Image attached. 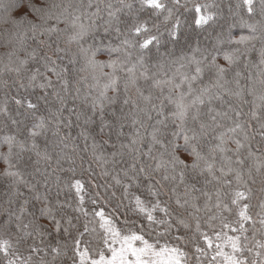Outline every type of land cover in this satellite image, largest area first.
<instances>
[{"label": "snow or ice", "instance_id": "1", "mask_svg": "<svg viewBox=\"0 0 264 264\" xmlns=\"http://www.w3.org/2000/svg\"><path fill=\"white\" fill-rule=\"evenodd\" d=\"M117 3L119 7H114L112 3L106 5V19L100 15L99 7L91 14L79 9H76L79 14L69 13L68 7L56 3V0H17L13 5H6V10L9 7L12 9L4 21L10 27L0 32V46L11 47L12 51L9 52V56L16 55L18 60V65L9 70L17 73L30 72L27 86L24 84L20 86L22 88H39L43 92L41 96L37 97L36 102H33L29 97H13V99L17 106L25 109L26 114L30 113L35 117V122L28 129V137L31 140V147L37 150L36 155L41 156L37 138L44 134L52 120H56L57 124L63 122L60 117L64 111L75 116L77 121L83 117L85 131L81 132V135L87 140V126L94 123V117L97 115L101 120V133L105 128L110 127L104 121L105 109L116 103V96L110 97L107 92L111 90L113 93H119L120 73H125L127 77L124 91L128 92L129 85L136 87V92L146 102H151L152 95L145 96L143 91L136 86L137 80L140 78L151 79L153 88L158 89L161 95L167 88L168 94L163 97L158 106L152 105L157 117H162V119H157L156 123L160 127L153 128L150 133L151 143L148 146V153L143 154L150 155L152 148L158 145L163 149L160 153L161 158L155 164L152 172L147 171L143 165L138 167L137 154H142L139 146L144 142L139 129H136L135 138L131 139L129 143H121L120 148L127 149L128 154L136 162L130 164L128 169L123 170L125 179L122 180L117 173L112 176V180L114 186L121 189L122 200L128 201L126 211L130 212L131 216H126L123 219L124 227L121 228L111 217L106 218L103 210L93 213L100 218L99 227L103 229L102 247H93L91 240H85L89 228L87 224H83V231L80 230V226L76 222L79 217L68 215L63 205L54 206L47 196L41 200L37 195L34 199L40 202L41 206L38 209L40 215L36 217L34 213H29L33 216V220L27 224L21 222L15 225V243L12 238L11 220H0V228L8 234V238H0V264H26L24 258L18 253L21 243L27 244L33 253L40 252L42 249L37 247L34 242L29 244L25 239L32 237L33 232L40 238L45 235L49 238L55 236V246L51 243L48 245L54 254V259L61 255L63 248L64 256L68 257L70 264H205V262L206 264H264V251H262L264 242L255 239L258 231L255 229L257 221L249 214L250 203H242L250 200L252 195L249 181L255 184L256 180L253 177L252 167L248 168L247 179H245V173L241 171L245 160L240 158V150L246 145L241 139L234 138L236 134H239L245 142L248 141V130L251 129V124L240 121L241 112L232 109L237 120L234 121L233 127L228 128L227 132L233 134L236 159L233 161L231 157L222 155L224 163L219 168L216 167L215 154L232 151L225 146L228 143L225 139L227 134L221 133L215 137L219 143L210 149L211 159L203 154V146L200 143L203 137L208 136L210 129L214 131L216 127H220L217 122L218 117H228V112H220L210 106L213 99H222V94L242 99L247 93L254 97L253 103L255 100L264 102V0H240L236 4L237 11L233 12L234 19L228 24L227 37H223L224 30L221 28L216 40L217 45L226 44L229 46V50L222 51L215 45L211 49L203 47L199 43H196L194 47L190 45L188 52L182 51V54L168 65L171 67V65L179 63V67L175 68L171 75L165 72L166 78L163 79H156L155 73L151 77L148 75L145 54L153 48L158 53L163 49L164 51L153 66L161 70L164 69L166 64L163 57H171L174 54L172 48L168 46L175 47L182 41H189L193 32H198L216 22L217 12L211 11L216 6L210 3H201L199 0H117ZM93 6V0H88L86 7L90 9ZM229 10L232 11L231 7ZM240 10H243L246 15L242 14ZM69 15H71L70 25L73 29L69 42L76 44L77 55L84 60L81 71L91 69L93 73L98 72L99 75H93L97 84L101 78L106 81L98 96L91 99L85 96L84 104L79 110L76 107L68 108L67 100L60 95V91L51 93L47 91L55 89L52 78L47 74L51 73L57 81L61 82V91L65 94L69 93L70 82L65 78V74L69 71L68 68L60 67L58 70L56 61L52 60L51 56L43 57L46 61L51 62V66L44 65L46 71H41L40 66L30 67V63L37 60L38 54L34 48L30 52L27 51L24 40L29 32L35 39L38 33L39 35L45 33L50 35L63 31L58 27V24L67 21ZM257 16L259 19L255 18ZM84 17H87L89 23L82 22ZM50 21L56 23L50 24ZM237 28L247 29L248 32L247 34L233 32V29ZM256 41L261 44L259 49L256 48ZM21 49L25 51L23 59H20L18 55ZM130 49L139 51L135 63H131L132 52ZM59 51L62 49L57 48V52ZM253 52L259 53L256 67L260 70L255 76L249 73L246 77L236 70L233 78L235 89H225V84L229 83L225 77L233 72L242 56H250ZM221 54L227 66L218 63ZM100 56H105L106 59H99ZM70 63H76V61L73 60ZM130 63L131 66H129ZM251 63V61L246 62L245 67L247 68ZM137 65L145 69L140 72L139 77L136 75ZM106 68L110 71L105 72ZM206 76L213 83L199 89L194 88V85L201 84ZM241 79L246 83L242 84ZM213 88L218 91L213 92ZM79 91L77 88V97L73 99L78 98ZM258 92L259 95H257ZM50 94L57 97L61 107L56 110V113L51 114L50 119H46L44 115L38 114V110L41 101L45 105L49 103L48 96ZM128 103L129 99L126 98L124 104ZM205 104L209 105L208 113H214L209 117L211 123L202 119L204 113H202L201 107ZM133 106L136 107L134 102ZM259 106L257 105V107ZM0 112L6 113L7 108L0 109ZM251 115L253 119H258L255 111ZM12 122L17 123L15 120ZM117 124L119 127L117 135H123L125 125L119 122V118H117ZM132 124H140L143 127V124L135 117L132 118ZM169 124L172 125L171 129ZM260 128L264 129V123H260ZM259 135L264 137V131L259 132ZM15 140L14 135L5 137L8 152L3 157L7 165L3 175L16 178L14 180L16 184H27L19 171L12 170L15 168L10 159L13 147H19L21 151L24 150V144H16ZM96 146L94 142L93 148ZM111 147L115 148L116 146L113 144ZM112 155L115 157L117 153L113 152ZM247 157L255 160L253 165L255 172L261 174V169L264 168V159L256 157L250 147ZM41 158L45 161L51 160V156L47 152ZM96 158L103 159L102 156ZM234 164L241 167H234ZM161 170L164 173L161 180H175L176 176L172 174L177 173L181 184L185 183L188 173H194L193 183L185 184L182 195L176 192V188H172L171 192L175 198L171 203L162 201L163 184L152 174ZM67 171L73 174L66 182L65 187L75 190L78 200L75 210L87 216L88 212L83 207L86 191L84 182L75 177L76 169L74 167H70ZM130 171L131 175H129ZM108 174L105 172V175ZM205 174L211 179H207ZM261 175L264 176V174ZM229 176H232V179H227ZM197 177H205V184L216 181L220 187H216L213 192L197 188ZM233 181L236 185L235 188L232 187ZM142 182L144 183V195L131 191L133 186L137 189L141 188ZM44 183H48L47 179ZM261 183L264 184V178L261 179ZM35 187L34 184L30 186L31 189H35ZM224 189H228V191H224ZM260 191L264 192V187ZM196 193L200 195H196ZM112 195L115 196V192ZM200 196L205 198L203 209L207 211L215 208L230 213L232 208L229 203L225 202L226 198L232 206L236 207L238 220L235 222V226L222 221V227L229 229L235 235L214 231L213 239V236L202 230L199 216L202 208L198 203ZM213 197H215L214 203H212ZM28 203L29 201L25 200L24 205L20 207V215L16 216L17 221H21L22 216L26 213ZM92 203L96 204L97 201L94 199ZM120 206L122 203L117 205V207ZM260 208L262 213L257 214L260 216L258 223L261 229H264V202H261ZM37 219L47 220L51 225V230L49 231L42 224L33 226ZM216 219L215 215L209 217L208 226L210 228L212 227L210 221ZM192 222H194V227ZM246 224H249L250 227H245ZM30 227H32V231H26ZM250 230H252L251 238L247 235ZM92 231L94 232L95 229ZM34 240L35 238H33ZM68 240L72 241L71 256H68ZM252 241L255 243L250 247L249 244ZM41 242L43 243V239ZM201 242L204 246H201ZM190 245L191 251L188 250Z\"/></svg>", "mask_w": 264, "mask_h": 264}, {"label": "trees", "instance_id": "2", "mask_svg": "<svg viewBox=\"0 0 264 264\" xmlns=\"http://www.w3.org/2000/svg\"><path fill=\"white\" fill-rule=\"evenodd\" d=\"M17 0H0V32L4 31L5 28L10 27L4 23L5 19L8 18V13L12 11L9 7L7 10L5 6L13 5ZM88 0H56V3L61 4L62 6L68 7L69 13L76 12V9L80 11H87L91 14L96 11L97 7L100 9V15L105 19L107 18V8L108 3H112L114 7H119L117 0H93V7L87 8ZM201 3H210L215 5L211 11L217 12V20L212 23L210 26H206L204 29L199 30L198 32H193L192 37L189 41H182L179 45L173 47L169 45V48L173 50V56L163 57L166 67L164 69H159L153 65L156 63L157 58L164 51L160 50L158 53L155 48L150 52L145 54V66L147 68L148 75L151 77L155 73L156 79L166 78L164 73L167 72L168 75H171L175 68L179 67V63L168 65L172 60H175L176 57H179L183 52H188L189 46H195L196 43H199L203 47L212 48L214 45L221 48L222 51L229 50L228 45H217L216 40L218 34L223 28V37L226 38L228 35V24L234 19L233 12L237 11L236 4L240 0H199ZM232 9L230 11L229 9ZM242 14L243 10H240ZM246 15V14H245ZM259 19V16L255 17ZM71 15L68 16L67 21L61 22L58 24V27L63 30L58 33L44 35H36V38H32V34L29 32L25 40V47L27 51H31L33 48L37 51V60L30 63V67L40 66L41 71H46L44 68L45 64L51 66L50 61H46L44 56H51L52 60L56 61L58 70L60 67L68 68V73L65 74L70 82V91L65 94L61 91V82L57 81L51 73H47L53 80L55 84V89H49V93L53 91H60V95L64 96L67 100V107L73 108L76 107L78 110L84 104L85 96H88L91 99L94 96H98L99 92L103 88V84L106 82L103 78L100 79L99 84L96 80L93 79V75H99L98 72L93 73L91 69L81 71V68L84 65L83 58L77 55V46L75 43L69 42V37L72 34L73 29L70 25ZM82 22L87 24L89 23L87 17L82 18ZM55 21H50V24H55ZM98 23H100L98 21ZM235 33L247 34V29H233ZM43 41L44 43H40ZM115 42V41H114ZM91 43V41H89ZM256 48L259 49L261 44L259 41L255 42ZM19 47V45H17ZM235 47V46H233ZM57 48L62 49V51L57 52ZM12 51L11 47L5 48L0 46V109L7 108V112H0V220L6 221L11 220L12 224V233H13V242L15 243V234L17 223L27 224L30 220H33V216L29 213H34L36 217H39L40 213L38 209L40 208V202L34 199L35 196L39 195L41 200L47 196L51 203L54 206L63 205L66 213L70 216L79 217V220L76 221L80 226V230L83 231V224H87L89 228V233L85 237V240H91L93 247L100 246L102 247L101 237L103 235V229L99 227L100 218L95 216L93 213L103 210L105 217H111L117 222V226L123 228L124 224L122 223L123 219L128 216L130 217V212L126 211L128 206L127 200H122L121 189L114 186V181L112 176L119 173L121 179H125L123 176V170L128 169L129 165L133 162V157L128 154L127 149H121V143L127 144L131 139L135 138L134 133L136 129H139L141 136L143 137V144L140 145V153L137 154L138 167L143 165L146 167L147 171L152 172V169L155 167L157 161L161 158L160 153L163 151L158 145L152 148L150 155L143 154L148 153V146L151 143L150 133L154 127H160L156 123L157 119H162V117H157L156 111L153 110L152 105H159L160 101L164 96L168 94L167 88L164 90L163 95H161L158 89L152 87V80H144L140 78L137 80V87L143 91L144 95H152L151 102H146L142 97L136 92V87L129 85V90L126 93L124 91L126 74L120 73L121 80L119 83V93H113L111 90L107 92L108 96H116V103L109 106L105 109L104 121L108 123L110 127L105 128L104 132H100L101 120L99 115L94 117V123H91L87 126L88 138L85 140V137L81 135V132L85 131V126L83 124V117L79 121L76 120L75 116H71L68 111H64L60 120L63 121L57 124L56 120H52L44 134L37 138V144L39 145V151L41 156L36 155V149L31 147V140L28 137V129L35 122V117L31 116L30 113L25 112L23 107L17 106L14 102L13 97L24 98L29 97L36 102L38 96L43 94L42 90L39 88H22L20 85L24 84L27 86L28 78L30 72L22 71L17 73L15 71H10V68H15L18 65L17 56H9V52ZM132 52L131 63H135L139 51L137 49H130ZM19 58L23 59L25 57V51L21 49L18 53ZM99 59H106L105 56H100ZM75 60L76 63H70ZM251 61L252 63L246 68L245 63ZM259 61V53L253 52L250 56H242L240 58L239 64L233 69V72L229 73L225 79L229 83L225 84V89H235V83L233 82L234 72L239 70L244 77L249 73H252L253 76L260 70L256 67ZM131 63L129 66H131ZM218 63L227 66L226 61H224L222 54L218 59ZM145 69L137 65L136 75L139 77L140 72ZM105 72L110 71V69H104ZM213 81H210L206 76L204 81L201 84L194 85V88L199 89L203 86H210ZM241 83H246L245 80L241 79ZM79 88V96L77 97L76 89ZM213 92L218 91L213 88ZM222 99H213L211 107L220 112H228V117H218L217 122L220 127H216L214 131L209 130L207 137H203L200 141L203 146V154L210 156V149L215 146L219 141L215 137L219 136L221 133H226L225 139L228 143L225 145L228 151L225 154L217 152L215 154V163L216 167L219 168L224 161L222 160V155H227L232 158L233 161L236 159L235 148L236 145L233 142V134L228 133L227 130L230 127L234 126V121L237 120L235 112L232 109H236L241 112L239 117L240 121L248 122L251 124V129L248 130L249 140L244 141L243 137L239 134H236L234 138L241 139L245 143V147L240 150V158L245 160L244 165L238 166L233 165L234 167H241V171L245 173V179H247V170L252 167L253 177L256 180V183L253 184L249 181V186L252 188V195L250 200L243 201L242 203H250L249 214L252 215L253 219L257 221L255 224L256 240L264 242V229H261L260 224L258 223L260 216L258 213H262L260 208L261 202H264V192H261L260 189L264 187V184L261 183V179L264 178L261 174H264V168L261 169V174L255 172L253 165L255 160L253 158H248L249 147L255 153L256 157L264 159V137L259 135V132L264 131L260 128V123H264V102L255 100L253 103L254 97L247 95L243 98H237L235 96H229L227 94H222ZM259 95V92L257 93ZM129 99L128 104H124L125 99ZM49 103L44 104L43 101L40 102L38 114L44 115L46 119L51 118V114L56 113V110L61 107L60 101L55 95L48 96ZM244 101H247L246 103ZM133 102L136 107L133 106ZM167 103V101H165ZM257 105H260L257 107ZM208 104H205L201 107L202 113H204L202 119L206 122L211 123L210 115L208 113ZM257 113L258 119L252 118V112ZM115 113V115H113ZM167 114V112H166ZM152 118L149 119L148 117ZM137 118L143 127L140 124L133 125L132 118ZM117 118L119 122L123 123L125 126L123 128V135H117L119 130L117 124ZM15 120L17 123H13ZM69 121H71L69 123ZM191 126V125H190ZM172 125L169 124L171 129ZM247 127V125H246ZM16 137L15 143L24 144V150L21 151L19 147H13V154L10 157L11 163L15 165L13 171H19L23 176V179L27 184H16L14 180L16 178L3 175L4 170L7 168L6 163L4 162V155L8 152V145L5 143L6 136ZM107 141V143H104ZM97 145L93 148V143ZM115 145L113 148L111 145ZM47 152L51 156V160L45 161L42 159V155ZM116 152L117 155L113 157L112 153ZM122 153V154H121ZM102 156V160H98L96 157ZM166 159V157H164ZM74 167L75 177L81 179L85 185V201L83 207L87 210L88 215L84 216L82 213L76 211V206L78 200L76 198L75 190L68 189L65 187L66 182L73 176L71 172H68L67 169ZM105 172L109 173L105 175ZM131 171L129 175H131ZM155 179L161 180V176L164 174L163 170L160 172L152 173ZM172 175L176 176L175 180L163 181V189L161 190V200L171 203L174 200V195L171 192L172 188H176L178 194H183L185 189V184H191L192 176L194 173H188L185 179V183H180V178L177 173ZM219 175V172H217ZM207 177V174H205ZM205 177H197L198 182L196 187L209 192H213L216 187H220L216 181H212L210 184H205ZM47 179L48 183L45 184L44 181ZM207 179H211L207 177ZM227 179H232V176L227 177ZM143 181V178H142ZM36 185L35 189H31V185ZM233 188L236 187L235 182L233 181ZM132 192L136 194L144 195V183L142 182L141 188L137 189L133 186ZM228 191V189H224ZM59 192V195L57 193ZM115 192V196L112 193ZM99 194V195H97ZM196 195H200L196 193ZM96 200L97 203L93 204L92 200ZM27 200L29 203L26 205V213L22 216L21 221L16 220V216L20 215V207L24 205V201ZM66 202V203H65ZM215 202V197H213L212 203ZM225 202L229 203L232 211L223 212L215 208H211V211L203 209L205 204V198L200 196L198 201L199 205L202 208V211L199 213L201 218V228L206 231L210 236H213L214 231L227 232L228 235H235L229 229L222 227V221L224 223L233 224L238 220L237 209L235 206L230 204V201L226 198ZM122 206L117 207L118 204ZM215 215L216 220L210 221L212 227L208 226L209 217ZM193 223V227L194 222ZM44 225L46 228L51 230V225L47 220L37 219L33 226ZM245 227H250L249 224H246ZM92 229H95L93 232ZM26 231H32V227ZM183 232V230H182ZM22 235V233H20ZM247 235L252 237V230H250ZM0 238H8V234L0 228ZM33 238L35 240L33 241ZM29 244L35 243L37 247L42 249L38 253H33L29 250L27 244L21 243L18 247V253L21 255L26 264H70L68 257L64 256V249H61V255L56 256L54 259V254L51 252L50 243L55 246L56 237L53 236L49 238L45 235L43 238L37 237L36 233L33 232L32 237L25 238ZM43 239V243L41 242ZM199 240V237H198ZM63 243V241H62ZM255 241H252L249 246L251 247ZM67 244L69 246L68 256H71V244L72 241L68 240ZM201 246H204L201 242ZM189 251H191V245L189 246ZM264 251V250H262ZM30 257V259H29ZM206 264V262H205Z\"/></svg>", "mask_w": 264, "mask_h": 264}, {"label": "rangeland", "instance_id": "3", "mask_svg": "<svg viewBox=\"0 0 264 264\" xmlns=\"http://www.w3.org/2000/svg\"><path fill=\"white\" fill-rule=\"evenodd\" d=\"M226 251H228L229 249H225Z\"/></svg>", "mask_w": 264, "mask_h": 264}]
</instances>
